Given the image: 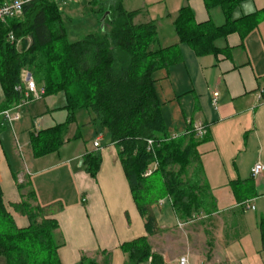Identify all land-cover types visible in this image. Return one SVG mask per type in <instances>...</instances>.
<instances>
[{"label":"crops","instance_id":"crops-1","mask_svg":"<svg viewBox=\"0 0 264 264\" xmlns=\"http://www.w3.org/2000/svg\"><path fill=\"white\" fill-rule=\"evenodd\" d=\"M7 1L10 0L0 3ZM99 1V11L120 2ZM169 2L143 0V8L125 10H139L135 19L138 23L152 21L157 25L151 48L175 46L177 58L154 71V88L170 135L187 133V127L195 121L207 126L203 137L196 136L195 152L215 208L195 227H178L177 231L173 228L176 235H167L165 229L172 225L163 226L157 218L161 232L148 235L119 149L110 138L105 148L99 145L96 148L100 152H94L101 156L95 176L88 173L84 163L88 152H65L67 138L51 145L38 142L44 139L39 136L41 131L66 123L69 117L67 98L64 105L57 107L49 101L56 93L45 95L46 104L35 111L36 116L31 114L33 110L26 109L16 125L0 126V185L6 206L19 227L29 225L28 217L14 209L22 197L27 198V190L35 192L33 205L59 203L54 215L59 223L58 264H80L84 258L95 259L98 264H131L129 251L123 245L142 236L148 238L152 250L161 254L165 264V254L171 249L177 251L172 261L178 264L186 254L191 255L192 264H264L260 229L264 217V0L212 6L205 0ZM186 6L198 23L220 27L235 21L236 29L215 35L216 50L208 46L198 51L181 38L176 28L180 10ZM1 90L0 104L4 101L2 86ZM213 91H219L216 107L212 103ZM59 107L65 112L60 117L62 121H56L54 116ZM46 117V122L36 128L35 118L43 122ZM91 117L93 113L90 121ZM257 162H261L262 171L253 177L251 171ZM24 182L30 185L20 188ZM165 199L171 204L169 198ZM246 201L254 203L256 209H246ZM165 202L162 198L158 207H153L154 216ZM171 209L175 212L173 206ZM247 212L252 231L244 235L239 229L245 223L236 220L235 215L241 217ZM214 216L219 222L218 237L214 235ZM176 218L180 221L177 215ZM231 246H241L245 253H228ZM251 246L257 255L248 251Z\"/></svg>","mask_w":264,"mask_h":264},{"label":"trees","instance_id":"trees-1","mask_svg":"<svg viewBox=\"0 0 264 264\" xmlns=\"http://www.w3.org/2000/svg\"><path fill=\"white\" fill-rule=\"evenodd\" d=\"M209 6L241 0H205ZM2 3H0L1 5ZM100 29L89 32L75 42H68L62 15L55 0H31L23 5L20 16L9 19L0 27V82L4 101L0 110L10 108L23 97L15 86L27 69L37 85H43L44 96L64 92L69 112L66 123L39 133L40 143L63 142L64 131L75 119L76 112L93 113L109 132L111 142L119 149V156L127 179L145 220L148 235L161 232L153 213L159 198H169L177 217L187 221L203 213L207 217L215 208L203 181L202 163L195 152L196 135H170L167 130L152 75L177 58L175 46L151 48L157 25L135 21L139 10L127 11L119 2L107 7L101 15ZM229 15V10L226 11ZM209 22L198 23L189 7H183L175 22L183 40L198 51L214 45L216 34H227L236 29L235 21L220 27ZM13 32L16 41L8 34ZM19 41V43H17ZM40 87V86H39ZM42 87V86H41ZM150 141L152 145L150 146ZM43 150V148H42ZM49 151V150H48ZM179 160L184 165L194 164L192 176L182 181L166 162ZM88 173L96 175L101 156L88 152L84 156ZM157 163L150 176L146 170ZM160 176L161 183L157 181ZM30 182L19 184L20 188ZM27 198L14 209L28 217L29 225L19 227L8 210L0 185V264H58L59 247L54 217L59 203L33 205L32 189ZM264 250V217L261 225ZM129 251L131 264L151 259V264H165L161 254L154 252L146 236L123 245ZM80 264H98L84 258Z\"/></svg>","mask_w":264,"mask_h":264},{"label":"rangeland","instance_id":"rangeland-1","mask_svg":"<svg viewBox=\"0 0 264 264\" xmlns=\"http://www.w3.org/2000/svg\"><path fill=\"white\" fill-rule=\"evenodd\" d=\"M55 1L62 15V21L65 26L66 38L68 42H75L79 40L80 38H82L83 36H85L87 33L99 30L100 20L108 12L106 11L101 15V11H99V7L101 3L99 0H55ZM169 1L171 2L175 0H169ZM120 2L123 8L124 9L127 8V10L135 9V8H138V9L143 8L142 7L143 0H120ZM1 93H2V90L0 86V95ZM47 99H48L47 97L42 96L40 98H36L32 101H29L25 109L23 110L21 117L18 120H16L14 124L16 125L18 122H20L22 117H24L25 115L26 109L27 111L28 109L31 111L33 110L31 114H34V116H36L37 113H35V111L38 109H42V107L45 106ZM65 100H66L65 93L59 92V93L52 95L49 101H52V103L56 104L55 106L58 107V106L64 105ZM56 111L57 113L54 114V116L57 117L56 121H62L63 119H61L60 117L61 115L65 113L63 108L59 107L58 109H56ZM79 111L81 112H78L75 115V119L69 122L67 129L64 131L65 136H66L65 138H67V140L64 141L65 142L64 150L66 149L65 152H68V150L76 151L79 149L83 150V152H91V151L95 153L100 152V148H105L107 146V142L109 141L110 135H109L108 130L104 128L103 126H101V124L98 121L92 122L89 120L90 116H92V112L88 110H79ZM46 120H47V117L43 119V122L39 121L38 119L36 120L35 118L36 128H38L37 127L38 124H41V123L44 124ZM88 120L90 121V123L88 122ZM85 122H88V123L84 124ZM31 129L34 130V127H32ZM94 142H98V144L100 145V148H96L94 146ZM166 164H167V167L170 170H173L175 174L179 177V179L182 181H185L192 176L193 169L195 166L194 164L184 165L182 162L176 159L166 162ZM158 180L159 182H161L160 176H157V181ZM165 198H164V202L165 201L166 202L163 203L160 206V208L157 209L155 217L156 219L158 218L159 220L158 223L163 226L168 227L172 225L168 227V229H165L167 235L172 234V233L176 235L177 233L176 228H178L179 226L176 225L175 223H177L178 220L176 218L175 212H173L171 209L172 206L170 202L166 200ZM161 199L162 198H159L158 200L160 201ZM159 201H157V203H155L154 206L158 207L157 205H159ZM205 218L207 217H204L203 219H197L196 221L192 223L184 225L183 228H187L189 226L195 227V225L197 224L199 225L200 223H202V220H204ZM235 219L239 221L241 220L245 223L244 226L239 229V231L244 232V235L245 233H249L252 231V230L250 231V228H249V225L252 222L250 213L247 212L241 215V217L235 215ZM212 222H214V225L216 226L214 235L215 237H218L219 235V227H217L219 225L218 218L214 216V221ZM173 228H175L176 231ZM164 240L165 242H167L169 239L165 237ZM230 249L232 250H228V253H231L234 255L238 253L239 254L245 253V251L243 250L241 246H237V247L231 246ZM248 251H250L251 254H253L254 252L256 255L258 254L256 252L257 251L256 248L254 247L252 248V246H251V249H248ZM248 251L246 248V252ZM176 252L177 251L175 249H171L170 251L166 252L165 256H166L167 264H178L172 261L173 259L172 254ZM186 255L188 256L189 264H192L193 261H192L191 255L189 254H186ZM140 264H149V263H147V261H144Z\"/></svg>","mask_w":264,"mask_h":264},{"label":"built area","instance_id":"built-area-1","mask_svg":"<svg viewBox=\"0 0 264 264\" xmlns=\"http://www.w3.org/2000/svg\"><path fill=\"white\" fill-rule=\"evenodd\" d=\"M31 0H10L4 2L0 5V27L1 25L7 24L9 19L20 16L22 14L23 5ZM8 38L11 42L16 41V37L13 32L8 34ZM18 42V41H17ZM15 90L21 92L23 97L20 101L14 106L0 110V126H4L5 124L13 126L14 122L21 117L23 110L29 101H32L36 98H40L44 96L45 90L43 87H39L33 77V75L27 70L24 69L21 75V83L15 86ZM219 91L212 92V103L216 107L218 104ZM191 131L195 133L198 137H203L206 133L207 126L202 121H195L191 125ZM152 145V141H150V146ZM94 146L98 147V142H94ZM157 166L155 163L154 167L148 168L145 172V176H150ZM262 171L261 162H257L252 168L251 174L253 177L258 176ZM261 198L264 199V194L261 195ZM243 206L246 209L255 210L256 206L251 201H246L243 203ZM207 217L205 214L200 213L195 215L193 218L187 221H178L177 225L180 228H183L184 225L192 223L197 219H203ZM179 264H189L188 256H181L179 259Z\"/></svg>","mask_w":264,"mask_h":264},{"label":"water","instance_id":"water-1","mask_svg":"<svg viewBox=\"0 0 264 264\" xmlns=\"http://www.w3.org/2000/svg\"><path fill=\"white\" fill-rule=\"evenodd\" d=\"M107 14H108V12L105 14V16H106ZM105 16H104V17H105ZM104 17L102 18V20L104 19ZM81 161H82V160H81Z\"/></svg>","mask_w":264,"mask_h":264}]
</instances>
